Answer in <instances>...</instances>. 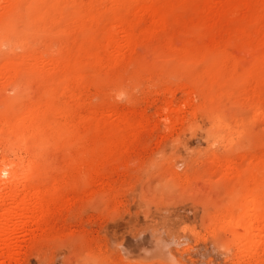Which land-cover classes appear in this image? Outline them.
I'll use <instances>...</instances> for the list:
<instances>
[{
  "label": "rangeland",
  "instance_id": "rangeland-1",
  "mask_svg": "<svg viewBox=\"0 0 264 264\" xmlns=\"http://www.w3.org/2000/svg\"><path fill=\"white\" fill-rule=\"evenodd\" d=\"M4 1L0 165L45 214L2 264H264V0Z\"/></svg>",
  "mask_w": 264,
  "mask_h": 264
},
{
  "label": "bare ground",
  "instance_id": "bare-ground-1",
  "mask_svg": "<svg viewBox=\"0 0 264 264\" xmlns=\"http://www.w3.org/2000/svg\"><path fill=\"white\" fill-rule=\"evenodd\" d=\"M9 2H10V0L4 1L5 7L8 6ZM115 29L120 30V27L114 28V33H113L114 37H115L114 34L117 33L115 31ZM119 32H118V34H119ZM111 39H112V37H111ZM122 40L123 39L120 38V36L118 38H116V37L113 38L111 40V42L109 44H107V45H109L107 50H109V52H110V51H113L115 49L120 48L121 47L120 42ZM115 51L117 52V50H115ZM112 57H114V56H112ZM170 106H171L170 104L164 106V109H163L164 113L163 114L165 115L164 118L166 120H168V121L170 120V122H172L174 119L176 120V116H173L175 114V112H174V114L172 112L173 115L170 113L172 110L171 109L172 107H170ZM184 107H186V106H184ZM49 108L53 109V105H50ZM183 110H184V108H183ZM61 112H63V111H61ZM180 112H181V108H180V110L178 109V111H176V115H177L178 119L181 118V117H179ZM170 115H172L173 117H171ZM181 116H182V114H181ZM29 123H30V119L23 117V120L19 123L18 126H16V129H17V127L19 129V127H20V132L18 131L19 134L17 133L18 136L16 137L17 140L15 139L18 142L16 144H18L20 146V148L28 149L27 147L29 146L30 142L33 140L34 131H32V129H30L28 127ZM16 132H17V130H16ZM35 135H36V133H35ZM15 136H16V134H15ZM36 139L37 138H35V140ZM37 141H38V139H37ZM41 141L39 140L40 143H41ZM30 145H32V144H30ZM20 161H21L20 162L21 163V173L18 175H16V172H10L7 169H5V171H3L4 173H2L3 169L1 168V165H0V264L5 262L6 260L16 258L22 253L20 236L22 234H27L31 229H33L32 227H34L38 223H40L38 221L40 220V218L43 216L42 214L44 213V211L42 212V210H44V209H42L41 205H39L38 202H33V200L31 201L30 198H28V196H36V194H37L36 190L34 192L35 187L34 188L31 187V189L25 190V188H26L25 186L28 185V183H27L28 181H30L31 179H34V178L41 177L38 175V173L36 171V169L38 167H36L34 162H31L30 160H28L27 156L23 155V153H21ZM18 166H19V164H18ZM17 173H18V169H17ZM26 183H27V185H26ZM4 190H6L7 192L1 193V191H4ZM18 196H24V197L19 199ZM249 206H251L250 203H249ZM246 209H248V208H246ZM245 212H247V211L245 210ZM244 214H243V218L240 219V220H242V223L240 225L235 224V227H236L235 232H237V236L239 239L238 247H240L241 249L242 248L246 249V248L251 247V249H252L253 246L256 245L259 241H261L260 239H262L261 235H260L261 232H260V229L258 227L262 223L260 222V224H258V226H257V222H256L254 216L249 215L248 212L245 215ZM35 228H37V227H35ZM146 242H147V240H146ZM152 243H154V242H152ZM124 244L125 245H124L123 249L125 250V252H126V250H128V251L132 250V247L137 248L138 245H139V247L141 245L138 242L134 244L131 238H127L126 240H124ZM261 244H262V242H261ZM164 245H166V244L164 243L163 246ZM153 247L157 251L160 249V245H158V244L156 246H153ZM142 248H143V246H142ZM147 248H149V247H147ZM165 248L163 250H165ZM162 249H160V250L162 251ZM160 250H159V252L161 253ZM167 250L168 249L166 248L164 254H166ZM246 251H248V249H246ZM252 251H253V249H252Z\"/></svg>",
  "mask_w": 264,
  "mask_h": 264
}]
</instances>
